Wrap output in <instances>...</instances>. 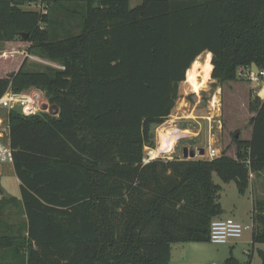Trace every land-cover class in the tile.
Returning a JSON list of instances; mask_svg holds the SVG:
<instances>
[{"label":"trees","instance_id":"trees-1","mask_svg":"<svg viewBox=\"0 0 264 264\" xmlns=\"http://www.w3.org/2000/svg\"><path fill=\"white\" fill-rule=\"evenodd\" d=\"M24 1L0 0V96L37 88L53 110H6L20 198L0 208L17 200L25 219L0 235V264H170L173 242L209 240L221 212L212 172L241 194L264 176V95L235 156L144 163V149L201 53L217 85L264 67V0H46V13ZM18 38L63 68H27ZM251 193V242L264 243V198Z\"/></svg>","mask_w":264,"mask_h":264},{"label":"rangeland","instance_id":"rangeland-1","mask_svg":"<svg viewBox=\"0 0 264 264\" xmlns=\"http://www.w3.org/2000/svg\"><path fill=\"white\" fill-rule=\"evenodd\" d=\"M140 2L141 0H130L129 6L134 7ZM67 5L70 10L77 8L75 3H67ZM23 7H26L25 1ZM77 23L78 18H73L70 21L73 30H77ZM78 31L79 29L72 33ZM14 42L20 44V52L17 55L20 58H27V68L38 70L45 66L54 68L61 66L40 55L28 53L26 50L28 42L19 38ZM13 57L14 53L9 52L8 59L14 61ZM208 64L206 63L207 66ZM191 67L189 72L193 75ZM239 76L242 79L223 85L213 84L214 80L209 79L205 87H201L196 92L193 91L191 84L186 79L181 82L171 113L162 124L154 128L155 147L153 150L157 151L153 154L161 158H167V156L182 158L181 151L184 146L193 150L202 147L204 148L203 156L195 158H206L207 147L211 144L212 147L219 150L218 154L225 151L227 155L235 156L233 136L237 133L241 139L248 137L249 120L254 115L249 109V104L255 97L261 99L263 95L261 83L264 81L263 78H259L258 81L251 80L247 73ZM201 78L203 77L201 76ZM46 104L49 112L53 110L48 101ZM5 113L6 110L0 108V119H5ZM162 127L165 130L168 129L169 132H174L176 138L170 146L167 145L165 150L158 153L160 145L158 131H161L159 128ZM0 180V184L7 188L10 195H17L18 185L15 176L9 173V170L4 171ZM212 180L219 186L217 191V199L221 207L219 217L232 218L242 224H251L253 196L250 187L241 194L233 180L223 182L215 172H212ZM252 183L255 197L264 198V176L256 177ZM12 205L18 209V204L12 203ZM251 232V229H246L241 237L228 239L225 243H213L209 240L173 242L170 264H224L225 260L230 257L238 264H261L260 252H264V243L252 244Z\"/></svg>","mask_w":264,"mask_h":264},{"label":"built area","instance_id":"built-area-1","mask_svg":"<svg viewBox=\"0 0 264 264\" xmlns=\"http://www.w3.org/2000/svg\"><path fill=\"white\" fill-rule=\"evenodd\" d=\"M28 9L37 10L42 13L47 12L46 0H25ZM63 68L62 66H59ZM248 74L251 80L258 81L259 78L264 80V67L254 72L252 68H246L245 74ZM264 90V81L261 83ZM47 98L43 91L37 88H29L20 92H14L7 89L0 96V108L7 111H17L22 116H29L39 114L41 112H49L47 106ZM4 120L0 119V165L12 164L13 152L9 142L8 126ZM142 161L144 163L154 159L157 155L152 154L153 149L145 147ZM219 150L208 145L207 157L213 158L219 155ZM246 229H253V222L251 224H242L232 218L215 217L210 222L209 241L213 243H225L228 239H237L242 236Z\"/></svg>","mask_w":264,"mask_h":264},{"label":"crops","instance_id":"crops-1","mask_svg":"<svg viewBox=\"0 0 264 264\" xmlns=\"http://www.w3.org/2000/svg\"><path fill=\"white\" fill-rule=\"evenodd\" d=\"M3 51H4V43L0 42V54ZM205 53H208L209 54L208 63L210 62V64H211V53L210 52L205 51V52L201 53L199 56H197L196 59L198 57H201V56L203 57V55H205ZM203 60H204V57L202 58L201 61L203 62ZM190 67H191V65H190ZM190 67L186 71V78L185 79H186V81L189 84H191L192 89H193V83H192L193 76H192V74L190 72H189V80H187V78H188V71L190 70ZM1 69H2V65L0 64V70ZM211 69H212V64H211V68H210V73H211ZM245 69L246 68H239L238 69V74L239 75L245 74ZM204 74H205V84H206V82L209 79H211L210 74H209V76L207 75V65L205 67ZM197 78H198V80L203 81V78H201V76H199ZM193 91H195V90L193 89ZM196 91H198V90H196ZM263 95H264V90H263ZM263 95H262V97H263ZM250 133H251V125L249 126V134ZM249 134H248V137L246 139H248L250 137ZM209 145L211 146V144H209ZM158 149H159L158 150V153H160L162 150H165V148H160V147ZM155 151H157V150H155ZM167 158H170V156H167ZM8 170H9V173H12L15 176L14 171H13V167H12V164L0 165V179H1V176L4 174V171L6 172ZM251 178H252L251 179V181H252V180L255 179V176H252ZM15 179H16V182H17V185H18L17 195H10V193L7 191V188L5 186H3V185L0 184V199H2V198H15V199H19L20 198L19 180L16 178V176H15ZM250 189L252 191V182H251V188ZM16 202L18 204V209L16 207H14L12 205V203L4 204L3 207L0 208V235H8V236L18 235V233L20 231L19 223H20V220L21 219H25V215L23 213H21L22 212L21 211L22 208H21V204L19 203V201L16 200ZM171 255H172V244H171L170 256ZM170 261H171V257H170Z\"/></svg>","mask_w":264,"mask_h":264},{"label":"bare ground","instance_id":"bare-ground-1","mask_svg":"<svg viewBox=\"0 0 264 264\" xmlns=\"http://www.w3.org/2000/svg\"><path fill=\"white\" fill-rule=\"evenodd\" d=\"M204 57L203 62L201 61L202 58ZM203 57H198L193 63H192V73H193V79H192V83H193V89L199 90L201 87H205V74H204V70H205V65L206 63H208L209 60V54L205 53V55H203ZM202 76L203 77V81L198 80L197 77ZM215 105V104H214ZM158 131L159 133V138H160V148H166L167 145L170 146L172 142H174L175 140V134L174 132H169L167 130H165L163 127ZM156 152V151H153ZM152 152V154H153Z\"/></svg>","mask_w":264,"mask_h":264},{"label":"water","instance_id":"water-1","mask_svg":"<svg viewBox=\"0 0 264 264\" xmlns=\"http://www.w3.org/2000/svg\"><path fill=\"white\" fill-rule=\"evenodd\" d=\"M251 68L254 72H258V67L255 63H252L251 64ZM237 136V135H236ZM182 158L183 159H193L195 158L196 156H203L204 154V148L202 147H197L196 149H189L188 147L184 146L182 148Z\"/></svg>","mask_w":264,"mask_h":264}]
</instances>
